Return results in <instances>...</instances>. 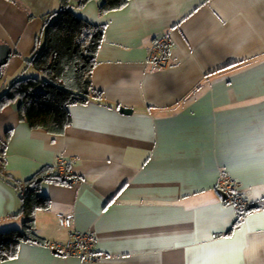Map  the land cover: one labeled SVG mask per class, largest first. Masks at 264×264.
Instances as JSON below:
<instances>
[{"label": "crops", "instance_id": "obj_1", "mask_svg": "<svg viewBox=\"0 0 264 264\" xmlns=\"http://www.w3.org/2000/svg\"><path fill=\"white\" fill-rule=\"evenodd\" d=\"M103 3L71 2L106 29L92 73L101 97L69 106L63 134L31 129L19 101L0 108L16 178L71 162L67 183L42 186L51 206L37 211L36 233L46 242H23L0 264H264V0H129L101 13ZM60 9L61 0H0V96L42 77L29 60L45 44L43 17ZM162 35L172 41L165 67L148 63ZM223 175L252 204L243 216L218 193ZM20 209L0 179V231L23 227ZM73 232L96 237L98 260L57 249Z\"/></svg>", "mask_w": 264, "mask_h": 264}, {"label": "trees", "instance_id": "obj_2", "mask_svg": "<svg viewBox=\"0 0 264 264\" xmlns=\"http://www.w3.org/2000/svg\"><path fill=\"white\" fill-rule=\"evenodd\" d=\"M90 1L79 0V3L84 6ZM71 2L61 0L59 12L43 17L45 44L29 60L42 77L19 79L0 96V108L19 101V115L33 130L63 134L72 122L69 106L86 104L102 95L93 86L92 73L106 29L77 15ZM128 2L104 0L100 12L121 9ZM6 154L7 141L0 139V179L18 194L21 209L15 216L22 217L23 227L0 231V261L17 256L23 242H46L36 233L37 211L51 206L50 198L42 192L43 183H67L68 179L57 174L52 166H45L30 179L20 180L8 170Z\"/></svg>", "mask_w": 264, "mask_h": 264}, {"label": "built area", "instance_id": "obj_3", "mask_svg": "<svg viewBox=\"0 0 264 264\" xmlns=\"http://www.w3.org/2000/svg\"><path fill=\"white\" fill-rule=\"evenodd\" d=\"M172 41L169 36L162 35L158 37L150 47L148 55V63L155 64L160 67H165L169 63ZM71 162L64 157H59L54 164V171L60 176H67L71 173ZM239 182L228 175H223L219 181L218 187L226 193V201L233 203L241 214L245 213L251 203L239 191ZM59 222L72 229L73 221L71 216L60 213L58 215ZM74 240L67 245L59 244V250L64 253L73 255L78 254L94 260L99 257L95 255L96 237L91 233H76L73 232Z\"/></svg>", "mask_w": 264, "mask_h": 264}, {"label": "water", "instance_id": "obj_4", "mask_svg": "<svg viewBox=\"0 0 264 264\" xmlns=\"http://www.w3.org/2000/svg\"><path fill=\"white\" fill-rule=\"evenodd\" d=\"M7 51H8V45H6V44L0 45V76H1V72H2V67L4 65H6V63H7V54H6ZM121 112L127 113L128 109L121 107ZM218 193L223 199L226 198V193H224L222 190H219Z\"/></svg>", "mask_w": 264, "mask_h": 264}, {"label": "snow or ice", "instance_id": "obj_5", "mask_svg": "<svg viewBox=\"0 0 264 264\" xmlns=\"http://www.w3.org/2000/svg\"><path fill=\"white\" fill-rule=\"evenodd\" d=\"M259 151H260V162L261 164H264V137H262L260 141Z\"/></svg>", "mask_w": 264, "mask_h": 264}, {"label": "rangeland", "instance_id": "obj_6", "mask_svg": "<svg viewBox=\"0 0 264 264\" xmlns=\"http://www.w3.org/2000/svg\"><path fill=\"white\" fill-rule=\"evenodd\" d=\"M19 229H22V227H21V228H19Z\"/></svg>", "mask_w": 264, "mask_h": 264}]
</instances>
